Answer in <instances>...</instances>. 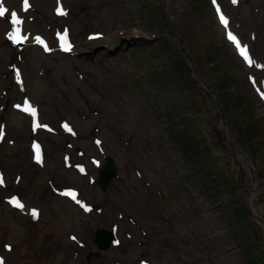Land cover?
I'll list each match as a JSON object with an SVG mask.
<instances>
[{
  "label": "rangeland",
  "instance_id": "1",
  "mask_svg": "<svg viewBox=\"0 0 264 264\" xmlns=\"http://www.w3.org/2000/svg\"><path fill=\"white\" fill-rule=\"evenodd\" d=\"M150 1L28 0L27 11L23 0L0 5L9 10L0 18L4 264H85L99 226L115 229L117 240L92 264H264V223L249 210L253 200L264 217V0H170L181 14L171 12L162 26ZM231 6L243 16L233 19ZM12 11L21 23H12ZM17 28L14 43L8 34ZM159 32L174 42L167 52L152 38ZM175 63L181 77L160 72ZM202 73L210 86L224 84L215 88L219 102ZM29 105L35 117L24 111ZM189 140L194 155L184 152ZM108 154L118 178L103 192L99 170Z\"/></svg>",
  "mask_w": 264,
  "mask_h": 264
},
{
  "label": "snow or ice",
  "instance_id": "2",
  "mask_svg": "<svg viewBox=\"0 0 264 264\" xmlns=\"http://www.w3.org/2000/svg\"><path fill=\"white\" fill-rule=\"evenodd\" d=\"M236 2H237V0H233V3H236ZM2 3H3V0H0V5H2ZM23 4H24V10L27 11L28 8H29V6H30L29 3H28V0H23ZM57 11H58V14H60V15H66V14H67V13L64 11V9H63L62 7L59 8ZM8 13H9V10H8L6 7L0 6V18L4 17V16H5L6 14H8ZM10 15H11L12 23H13L14 25H15V24H19V23H21V21H20V19H19V17H18V14H17L15 11H12V12L10 13ZM220 20H221L222 23H224L225 25H227L228 21H227V19H226L223 15L220 16ZM19 34H20V29L17 28L16 31H15L14 33H9V34H8V35H9V39H11L14 43H19V42H20V39H18ZM66 35H67V30H65V34H64V36L61 37V39L63 40V39L66 37ZM228 35H229V39H230V40H233V41L236 43L237 47L240 48V41H239V40H238L233 34L229 33ZM36 39H37V41L40 42L41 44H44V41H43L40 37H36ZM44 46H45V50H46V51L49 50V49L47 48V45H46V44H44ZM65 50H70V49L66 47ZM241 52H242V54L245 56V58L248 60V63H249V64H252L253 61H252V59L248 56L246 46L243 47V48H241ZM16 107H17V108H20L21 106H20V105H16ZM24 111H25V112H29V113H30L32 116H34V117L37 115V110H36L34 107H32L31 105L25 107V108H24ZM41 126H43V127H45V128L48 127L47 125H40L38 122H35V123H34V128H35V127H41ZM64 127H65V128H68V125L65 124ZM69 131H71V129H69ZM0 139H3V135H2V134H0ZM99 143H100V141H97V144H99ZM35 159H36V162H37V163H40V164L43 163V158H42V156L39 154V152H38L37 155L35 156ZM66 159H67V158H66ZM80 170H81V171H84V169H83L82 167H80ZM4 182H5L4 175H3V173H0V185H3ZM65 194H70V195H72V196H73V199L76 198V197H75V194H73V193H65ZM10 203H12L14 206H16V207H18V208H23V207H24L23 204L20 203L19 200H18V198H16V197L11 198ZM77 203H81V202H80V201H77ZM82 206H84L86 210H89V211L91 210V209L88 208V206H86V205H82ZM32 215H33V218H34V219H38V218H39V212H38V210L33 209V210H32ZM73 239H75V237H73ZM117 243H118V241H117ZM6 247H7L9 250H11V245H6ZM0 264H4V259H3V257H0Z\"/></svg>",
  "mask_w": 264,
  "mask_h": 264
},
{
  "label": "water",
  "instance_id": "3",
  "mask_svg": "<svg viewBox=\"0 0 264 264\" xmlns=\"http://www.w3.org/2000/svg\"><path fill=\"white\" fill-rule=\"evenodd\" d=\"M166 2H168V0H166ZM166 6L169 9V4L168 3H167ZM183 52H184V54H185V56L187 58V61L189 62L191 72L193 74H195V70H194L193 66L191 65L190 59H189V57L187 55V52H186V50L184 48H183ZM200 80L204 83V85H206V88L208 90H210L211 93L215 96V93L212 90L211 86L203 78L200 77ZM219 116H220V118H222L220 113H219ZM222 123L224 124V126H226V124L223 121V119H222ZM228 143L235 150L236 145H234V143L231 140V138H228ZM100 176H101V179H100L99 182H100L103 190H105L108 187V185L110 184V182L112 181V179L117 176V171H116V168L114 166V161L110 157L106 158V163L104 165V168L100 171ZM249 207H250V210H251L252 214L254 216H256L259 219L260 222L264 223V219L255 210V204H254L253 200L250 201V206ZM96 235H97V238L95 239V242L98 243L100 249H103V250H107L108 248H110L112 241L115 239V234L113 232L105 231V230H102V229H99L96 232ZM91 255H99V253L91 252L90 255L88 256V260L91 259ZM89 263H90V261H89Z\"/></svg>",
  "mask_w": 264,
  "mask_h": 264
},
{
  "label": "trees",
  "instance_id": "4",
  "mask_svg": "<svg viewBox=\"0 0 264 264\" xmlns=\"http://www.w3.org/2000/svg\"><path fill=\"white\" fill-rule=\"evenodd\" d=\"M156 2H158V4H156ZM163 2V1H162ZM150 3L151 4H153V8H152V12H149L151 15H153L154 16V18L155 19H157V21L160 23V22H163L164 20H166V18H167V20H168V17H167V14L165 13V15H163L162 17H158V13L156 12L157 10H158V8H157V6L156 5H159V0H151L150 1ZM163 4V3H162ZM160 6V5H159ZM157 9V10H156ZM150 11V10H149ZM160 11L163 13V10L161 9V6H160ZM173 14L174 15H176L177 16V18H178V16H180V11H178V9L176 10V11H174L173 10ZM166 17V18H165ZM159 25H161L162 26V24L160 23ZM185 35H186V33H185ZM157 38H160L159 40H157V41H159L158 43H160L161 41L163 42V41H165L166 43H165V45L168 47L164 52H167V51H169V49L170 48H172L173 47V45H174V42L172 41V40H170L169 39V37L166 35V34H164L163 33V35L162 36H159V37H154L153 39H157ZM151 44H152V42H151ZM184 47L186 46L185 45V41H184ZM180 49H181V46H180ZM186 49V48H185ZM182 50V49H181ZM187 50V49H186ZM110 53H112V52H110ZM165 56L167 57H165V59H168L169 58V56L167 55V54H165ZM160 62V61H159ZM188 66V65H187ZM166 68H168L167 70H160V72L161 73H163V75H169L170 77H174L176 74L178 75L179 74V76L178 77H181L182 76V73L180 72L181 70V66L180 65H177L176 63H175V66H172V67H166ZM174 72V73H173ZM150 73V72H149ZM170 73H173V74H170ZM203 78H206L208 81H210L211 83H212V81L210 80V79H208L207 77H206V75H204V73H202V75H201ZM177 77V78H178ZM175 79V81H177L178 83H180L179 82V80L178 79ZM138 80V81H137ZM140 80V78H138L137 79V77H134V78H132L131 79V81H133L131 84L132 85H137V83L136 82H140L139 81ZM141 84V83H140ZM139 84V85H140ZM181 84V83H180ZM213 84H214V86H213V88H214V90L216 91V89L215 88H218V87H222V85H224V84H218L217 82H213ZM216 93H217V95H218V92L216 91ZM220 102H221V100H220ZM176 118H178L179 119V117L177 116ZM175 119V118H174ZM181 134H183L185 137H188L189 135H191V132L190 131H183V132H181ZM190 140L189 141H187L186 143H185V147H184V152L186 153V148H187V151H188V153L189 154H191V155H194V150H193V148L191 147V144H190ZM202 150L203 151H205V147L203 148L202 147ZM194 162H198V163H200L199 161H196V160H194ZM207 168H209V167H207ZM206 168V169H207ZM206 173V172H205ZM204 172H203V175L205 174ZM214 176V175H213ZM203 180H208L207 179V176H204L203 177ZM208 185H209V182H207V183H205V188L208 190V193H209V188H208ZM236 213H237V218L240 220V218L241 217H239V215H241V214H238V211H236ZM227 221H231L230 220V216H227ZM243 221V220H242ZM239 223H240V221H239ZM239 226H241V224H239ZM244 243H247L246 241H244L243 243H241V244H244ZM247 245H249V243L247 244ZM245 246V244H244V248H246V247H248V246ZM248 251V250H247ZM248 253L250 254V252L248 251ZM262 260V259H261ZM247 263L249 264V260L247 259Z\"/></svg>",
  "mask_w": 264,
  "mask_h": 264
},
{
  "label": "bare ground",
  "instance_id": "5",
  "mask_svg": "<svg viewBox=\"0 0 264 264\" xmlns=\"http://www.w3.org/2000/svg\"><path fill=\"white\" fill-rule=\"evenodd\" d=\"M3 3H4V4H7V3H9V0H3ZM49 5H52V4L49 2ZM35 60H36V59H35ZM23 79H24V80L27 79V75H26L25 72L23 73ZM52 223H53L52 221L49 222V226H50L51 228H52Z\"/></svg>",
  "mask_w": 264,
  "mask_h": 264
}]
</instances>
